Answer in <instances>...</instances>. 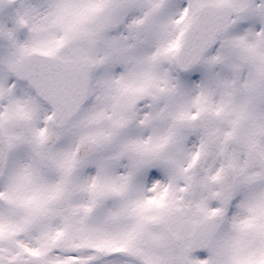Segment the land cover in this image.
<instances>
[{"label": "snow or ice", "instance_id": "snow-or-ice-1", "mask_svg": "<svg viewBox=\"0 0 264 264\" xmlns=\"http://www.w3.org/2000/svg\"><path fill=\"white\" fill-rule=\"evenodd\" d=\"M0 264H264V0H0Z\"/></svg>", "mask_w": 264, "mask_h": 264}]
</instances>
